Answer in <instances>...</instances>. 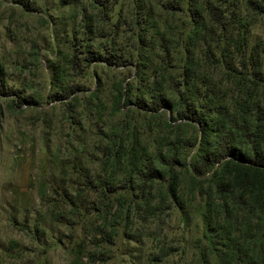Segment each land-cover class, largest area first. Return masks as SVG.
<instances>
[{
	"label": "rangeland",
	"instance_id": "rangeland-1",
	"mask_svg": "<svg viewBox=\"0 0 264 264\" xmlns=\"http://www.w3.org/2000/svg\"><path fill=\"white\" fill-rule=\"evenodd\" d=\"M104 1L110 8L95 20L87 40L79 29L80 10L98 17L91 0H0V264H150L149 256L162 246L173 252L160 264L205 259L215 264L224 254V237L204 217V200L186 190L185 172H180L176 205L167 201L164 181L147 185L142 199L137 182L120 180L116 195L105 199L99 188H89L85 173L102 175L101 132L126 126L143 146L164 138V121L176 115L139 108L135 100L146 98L154 76L161 82L171 77L182 86L178 66L190 57L189 49L202 76L191 87L199 92L197 101L208 89L223 95L226 107L232 104L237 88L227 74L239 69L242 56L228 39L245 35V54L257 50L263 75L264 14L249 9L247 0H205L223 5L229 18L242 22L227 32L206 23L205 40L189 41L187 0ZM207 46L210 60L203 55ZM91 52L116 60L88 65ZM67 85L79 90L62 99L60 90ZM120 86L128 88L133 104L118 110L114 99ZM194 151L185 152L188 159ZM114 197L131 202V210L128 204L121 213L110 209ZM158 205L168 208L161 214ZM112 218L117 233L108 244L100 235L109 231L104 221ZM157 223L162 225L158 237ZM240 237L234 233L232 239Z\"/></svg>",
	"mask_w": 264,
	"mask_h": 264
},
{
	"label": "trees",
	"instance_id": "trees-1",
	"mask_svg": "<svg viewBox=\"0 0 264 264\" xmlns=\"http://www.w3.org/2000/svg\"><path fill=\"white\" fill-rule=\"evenodd\" d=\"M91 2L98 9V17H91L85 8L80 10L79 29L87 40L95 20L105 18L110 8L104 0ZM220 3L225 4L218 1ZM187 5L191 23L189 41L205 40L206 34L201 35V31L206 23L209 27H219L227 32L230 26L235 28L242 22L232 16L229 18L223 5L214 6L205 0H187ZM246 5L252 11L264 14V0H247ZM228 43L242 56L238 61L239 69L232 68V72L227 74L237 88L232 104L226 107L222 104L224 96L215 95L208 89L203 92L202 100L197 101L199 92L191 87H194V79L202 76L192 61L193 51L189 49L187 56L192 59L187 57L178 66L184 91L181 83L176 86L171 77L161 82L154 76L146 86V98L135 100L139 108L155 113L166 110L176 115L164 121V138L143 146L126 126L99 133L103 144L99 160L102 175L91 178L86 172L85 179L89 188H99L98 195L108 196L105 199L116 195V184L120 180L137 182L142 199L147 185L164 181L168 194L166 199L176 205L180 204V172H185L188 175L186 190L204 200V217L209 226L216 228L224 237L220 240L224 242L221 247L225 251L215 257V264L217 260L220 264H264V74H261L257 50L253 48L248 55L245 54L246 38L243 33L230 37ZM209 47L203 51L208 60L213 56ZM87 57L88 65L94 60H103L111 65L116 60L114 55L99 52L88 53ZM77 62L78 58L73 55L70 60L73 70H76ZM141 65L140 60L137 72ZM78 90L76 85H67L60 90V97L68 98ZM21 100L33 103L32 99ZM114 103L118 110L133 104L128 88L119 87ZM171 120L180 121V125L172 127ZM189 149L195 150L190 159L189 154H185ZM116 173L122 174L121 179L116 177ZM127 201L114 197L110 199V209L115 208L121 213L128 204L130 211L132 205ZM103 202L100 200L101 204ZM156 208L162 214L168 207L158 205ZM112 219L104 221L109 231L100 235V239L108 244L117 233V223ZM155 233L157 237L161 235V223H157ZM234 233H240V239H232ZM172 252V248L162 246L156 254L149 256V263L160 264ZM88 259L94 261L95 257L89 254ZM203 264L212 263L205 259Z\"/></svg>",
	"mask_w": 264,
	"mask_h": 264
}]
</instances>
